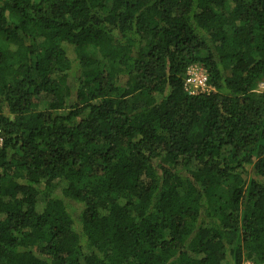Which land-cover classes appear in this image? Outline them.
<instances>
[{"label": "trees", "instance_id": "1", "mask_svg": "<svg viewBox=\"0 0 264 264\" xmlns=\"http://www.w3.org/2000/svg\"><path fill=\"white\" fill-rule=\"evenodd\" d=\"M262 80L264 0H0V264H264Z\"/></svg>", "mask_w": 264, "mask_h": 264}, {"label": "built area", "instance_id": "2", "mask_svg": "<svg viewBox=\"0 0 264 264\" xmlns=\"http://www.w3.org/2000/svg\"><path fill=\"white\" fill-rule=\"evenodd\" d=\"M186 89L192 93L197 94L200 92L207 91L208 85V74L202 68H190L187 72ZM3 142V130L0 126V144ZM243 264H255L252 261H245Z\"/></svg>", "mask_w": 264, "mask_h": 264}, {"label": "rangeland", "instance_id": "3", "mask_svg": "<svg viewBox=\"0 0 264 264\" xmlns=\"http://www.w3.org/2000/svg\"><path fill=\"white\" fill-rule=\"evenodd\" d=\"M257 91L264 93V80H262L261 82H259Z\"/></svg>", "mask_w": 264, "mask_h": 264}]
</instances>
